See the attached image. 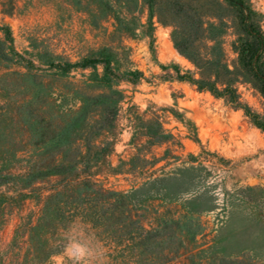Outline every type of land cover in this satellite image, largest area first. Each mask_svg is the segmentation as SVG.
Segmentation results:
<instances>
[{
	"label": "rangeland",
	"instance_id": "1",
	"mask_svg": "<svg viewBox=\"0 0 264 264\" xmlns=\"http://www.w3.org/2000/svg\"><path fill=\"white\" fill-rule=\"evenodd\" d=\"M249 30L264 36V0H0L9 55L0 57V264H109L107 241L80 218L41 227L49 199H79L84 182L125 194L144 226L159 229L157 243L180 250L171 264H264V132L244 109L181 80L199 78V52L212 53L264 122L253 71H264V40L251 47L255 59L239 53ZM103 49L124 95L107 131L98 127L114 102H83L106 92L84 85L104 66L49 65ZM136 70L140 79L123 76ZM85 106L95 128L73 135ZM83 134L97 148L76 170L32 176L68 148L86 151Z\"/></svg>",
	"mask_w": 264,
	"mask_h": 264
},
{
	"label": "trees",
	"instance_id": "2",
	"mask_svg": "<svg viewBox=\"0 0 264 264\" xmlns=\"http://www.w3.org/2000/svg\"><path fill=\"white\" fill-rule=\"evenodd\" d=\"M248 40L242 42L240 48L241 57L250 60L255 59L257 50L251 48L253 45L262 47L264 36L256 30H249ZM7 37L11 42L9 30L6 32ZM12 50V48H11ZM258 53V52H257ZM115 55L109 49H103L91 56L83 58L77 63L67 62L66 64L49 62L51 67L58 68L63 73H68L73 68H95L98 65L104 66V74H94L90 76L87 82H84L85 87H94V83L105 87L106 92L99 94L89 95L84 98L86 101H93L100 104H109L114 102V107L110 105L103 110L104 125L98 129L107 131V127L111 126L113 120L117 116V106L124 99L123 93L115 88L112 79L117 78L115 73L114 57ZM0 57L8 58V52L5 46L0 42ZM199 70V78L196 74L188 73L186 76H181V80L188 81L200 91H209L216 98H225L229 103L236 108H242L247 117L251 119L253 124L264 132V122L258 114L251 112L249 108H244L238 96L237 89L234 84L229 82L224 77L231 76L233 73L228 67L223 70L218 67L212 53L199 52L198 62H195ZM257 79L261 80L260 89L264 93V71L254 70ZM224 72V73H223ZM141 72L139 71H126L124 77H134L140 79ZM226 76H225V75ZM227 79V78H226ZM114 98V100H113ZM99 112L100 110L97 109ZM89 110L86 106L82 109L80 118L82 124L79 123L73 131V135L80 136L82 133L95 128L89 120ZM100 116V114H98ZM112 121V122H111ZM96 122V120L94 121ZM97 132V128H96ZM95 133V132H94ZM86 136L83 134L82 138H77L76 141H86ZM83 147L73 146L63 152H60L55 165L41 170L39 174H34L35 178L62 176L76 170L80 165L79 160L83 158L86 153L90 152L93 148H97L91 142H87ZM101 152L102 149L97 150ZM62 184V183H61ZM60 184V187L62 186ZM80 188H87L88 192L78 197H70L68 201H62V198L57 199L58 196H64L62 191H57L54 196L49 199L45 209L42 211L41 227L42 230H47V224L63 223L64 225L73 222L75 219L80 218L81 223L86 225L88 232H95L96 236H101L104 241H107L105 247L108 248L111 258L109 264H171L175 258L180 254V250L174 246H167L157 243L159 236V229L146 228L141 221V215L137 214L135 210L127 201V196L120 192H111L105 190H98L93 187V184L84 182ZM73 192L75 189H68ZM81 190V189H80ZM56 198V201H55ZM54 200V201H53ZM177 222V221H176Z\"/></svg>",
	"mask_w": 264,
	"mask_h": 264
}]
</instances>
